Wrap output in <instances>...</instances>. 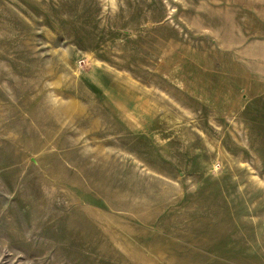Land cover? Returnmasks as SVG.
<instances>
[{"label": "rangeland", "instance_id": "rangeland-1", "mask_svg": "<svg viewBox=\"0 0 264 264\" xmlns=\"http://www.w3.org/2000/svg\"><path fill=\"white\" fill-rule=\"evenodd\" d=\"M0 264H264V0H0Z\"/></svg>", "mask_w": 264, "mask_h": 264}]
</instances>
